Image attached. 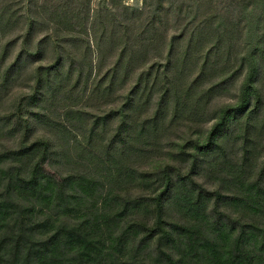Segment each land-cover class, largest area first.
Instances as JSON below:
<instances>
[{
  "label": "trees",
  "instance_id": "1",
  "mask_svg": "<svg viewBox=\"0 0 264 264\" xmlns=\"http://www.w3.org/2000/svg\"><path fill=\"white\" fill-rule=\"evenodd\" d=\"M17 88L0 264H264V0H0Z\"/></svg>",
  "mask_w": 264,
  "mask_h": 264
},
{
  "label": "rangeland",
  "instance_id": "2",
  "mask_svg": "<svg viewBox=\"0 0 264 264\" xmlns=\"http://www.w3.org/2000/svg\"><path fill=\"white\" fill-rule=\"evenodd\" d=\"M135 1L138 2L139 0H127L128 4H134ZM25 92H26V90L24 88H22V89L21 88L15 89L5 99V101L2 103V105L0 107V116L2 117V116H7V115L11 114L13 112L12 108L14 107L15 102ZM32 139H30V140H32ZM18 142H19V140H18L17 137L4 138V139L0 140V150H3V149H11L12 147H15L18 144ZM55 169L56 168H53V169H48L47 168V171L53 173Z\"/></svg>",
  "mask_w": 264,
  "mask_h": 264
}]
</instances>
